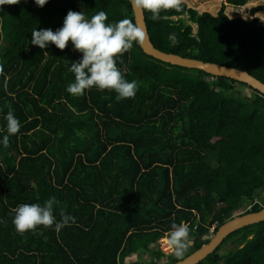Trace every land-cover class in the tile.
Returning a JSON list of instances; mask_svg holds the SVG:
<instances>
[{
	"label": "trees",
	"instance_id": "16d2710c",
	"mask_svg": "<svg viewBox=\"0 0 264 264\" xmlns=\"http://www.w3.org/2000/svg\"><path fill=\"white\" fill-rule=\"evenodd\" d=\"M69 10L86 18L104 11L106 23H134L129 0L0 5V134L9 109L21 124L8 147H0V264H122L151 244L156 259L145 264L174 263L172 252L167 262L157 261L165 255L159 240L172 223H187L193 236L184 258L203 244L199 237L211 225L264 190V95L158 60L135 43L117 57L125 78L138 83L134 97L117 101L114 91L95 87L71 95L68 68L81 53L70 41L63 50L31 44L33 29L55 31ZM263 10L264 3L250 14ZM143 11L160 51L244 70L264 83V24L257 18H230L225 5L213 15L181 3L179 11L161 10L157 21ZM236 85L251 95H237ZM50 197L58 201L57 221L63 213L76 222L18 233L15 207ZM261 207L251 203L246 212ZM230 240L235 247L220 255ZM197 264H264V221L233 231Z\"/></svg>",
	"mask_w": 264,
	"mask_h": 264
},
{
	"label": "clouds",
	"instance_id": "9594fccd",
	"mask_svg": "<svg viewBox=\"0 0 264 264\" xmlns=\"http://www.w3.org/2000/svg\"><path fill=\"white\" fill-rule=\"evenodd\" d=\"M20 2L21 0H0V5L19 4ZM47 2L48 0H34L39 7H43ZM181 3L182 0H129L131 6L150 12L153 21L162 18L161 10L179 11ZM107 20L108 16L104 11H99L90 18H86L81 11L69 10L63 18L62 26L55 31L52 29L37 30L36 28L31 31V44L40 49H46L50 42L56 48L63 50L70 41L73 49L81 53L80 59L72 62L68 68L74 74L73 82L66 88L71 95L81 96L85 91L95 87L99 90L114 91L115 99L120 101L134 97L138 90L137 81L127 80L117 67V57L129 51L134 43H142L145 34L128 19L114 23H106ZM170 39L173 43L176 42L175 37H170ZM2 71L3 67L0 66V72ZM4 120L5 125L0 134V147L7 148L10 137L19 132L21 124L11 109L5 114ZM57 203L55 197H50L42 204L23 203L16 206L12 212L14 228L18 233L23 234L26 231H34L39 226L52 227L54 231H59L75 223L74 216L63 213L61 219L57 221L54 215V205ZM236 215L233 214L231 218ZM210 220L211 218L208 221ZM214 224L216 228L217 224ZM210 229L211 227L203 235L204 239L208 237ZM189 232L190 228L187 223H172L167 236L162 237L159 242L161 244V240L166 238L168 248L179 261L180 258V260L183 259L187 251ZM164 249H166L165 246Z\"/></svg>",
	"mask_w": 264,
	"mask_h": 264
},
{
	"label": "water",
	"instance_id": "95a60500",
	"mask_svg": "<svg viewBox=\"0 0 264 264\" xmlns=\"http://www.w3.org/2000/svg\"><path fill=\"white\" fill-rule=\"evenodd\" d=\"M131 8L133 11L134 24L145 34L142 43L139 44L145 54L172 65L198 69L213 76H223L243 82L264 95V83L244 70L218 63L183 57L178 54L163 52L155 48L148 35L143 9L133 6H131ZM261 221H264V208L258 211L236 215L221 224L214 236L207 243L203 244L200 248L196 249L182 260L170 264H197L211 254L230 233L244 226Z\"/></svg>",
	"mask_w": 264,
	"mask_h": 264
},
{
	"label": "rangeland",
	"instance_id": "374dc122",
	"mask_svg": "<svg viewBox=\"0 0 264 264\" xmlns=\"http://www.w3.org/2000/svg\"><path fill=\"white\" fill-rule=\"evenodd\" d=\"M182 3H184L189 8L196 9L200 13L206 11V12H209L213 15H217L218 12L220 11L222 5H225V13L230 18L241 17V18H245L247 20H252L253 18H257V20L260 24H264V10L263 11H257L254 13V15L250 14V10L255 6L263 4L264 0H249L243 6L230 5L227 3V0H182ZM183 17L185 18L186 15H183ZM194 31H195V26H194ZM210 80H212V78H210ZM235 89H236L237 95L239 94V95L245 96L247 98H248V96L251 95V90L247 87H240V86L236 85ZM257 202H260L261 204L264 205V190H262V189L258 190L256 192V196L254 198V201H252V202L245 201L244 205L242 207H240L236 213L238 215L247 213L246 211L250 209L251 203H257ZM262 208H264V207H261V209ZM251 212H253V211H251ZM218 228H219V226L215 228V224H214L213 226H211V229L208 232V237L206 236L207 238L204 239V237L202 236V237H199V240L203 241V244H205L206 243L205 240H207V239L210 240L214 236V234L216 233ZM193 241H194L193 236L188 237L187 251H190L193 249V246H194ZM235 245L236 244L232 240L226 242L223 246H221V248L219 250V254L225 255L229 250L233 249L235 247ZM164 246L166 247V249H164ZM161 247L164 250V253L166 251L167 252L165 255H163L157 261L160 263H165L169 260V258H170L169 252H171V249H169L167 244H166V238L161 240ZM151 249H154L152 244L150 245V249L146 252L130 253L128 256L124 257L122 264H127V260L130 261L131 263L140 262V264H145L146 262H150L151 260L156 259Z\"/></svg>",
	"mask_w": 264,
	"mask_h": 264
},
{
	"label": "bare ground",
	"instance_id": "6f19581e",
	"mask_svg": "<svg viewBox=\"0 0 264 264\" xmlns=\"http://www.w3.org/2000/svg\"><path fill=\"white\" fill-rule=\"evenodd\" d=\"M156 246V245H155ZM160 248V247H159ZM167 252V251H166Z\"/></svg>",
	"mask_w": 264,
	"mask_h": 264
}]
</instances>
